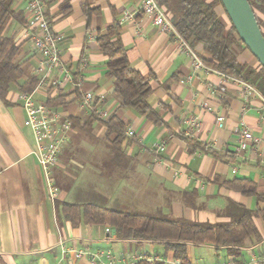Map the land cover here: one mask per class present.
<instances>
[{
    "label": "crops",
    "instance_id": "crops-1",
    "mask_svg": "<svg viewBox=\"0 0 264 264\" xmlns=\"http://www.w3.org/2000/svg\"><path fill=\"white\" fill-rule=\"evenodd\" d=\"M142 1L57 0L48 8L46 15L58 38L66 71L54 72L48 83L36 87L34 96L62 119L76 122L71 121L69 138L53 171L59 188V198L53 202L35 155L34 136L24 124L18 85L11 86L7 103L0 99V264H90L89 258L76 259L75 251L109 249L136 264L146 253L166 264L174 260L158 244L117 239L113 231L106 232L107 225L80 222L73 226L63 214V203L83 205L92 201L145 212L160 210L201 223L229 222L226 209L230 202L252 210L258 207L255 197L223 184L247 179L264 194V97L257 90L246 94L245 82L208 67L204 46L193 48L184 39L205 66L196 69L178 37L160 30L143 13ZM14 2V10L22 14L27 25L10 19L4 33L21 45L19 61L24 63L26 76H35L37 56L27 2ZM85 3L100 9L89 25L83 11ZM215 11L229 28L231 21L223 5ZM115 23L121 27L131 66L155 91L148 102L162 118V125L123 107L115 93V79L106 74L107 57L97 34ZM84 57L88 62L82 70ZM239 58L253 66L258 61L250 51ZM54 79L61 84L54 87ZM85 93L103 95L104 99L81 108ZM205 103L210 110L203 107ZM112 116L124 123L126 133L129 129L135 132L134 138L126 134L118 152L111 149L114 136L108 138L100 122ZM220 116L224 118L222 128L217 126ZM192 118H197L200 126L189 134ZM245 128L260 142L237 153ZM161 142L166 149L158 156L155 149ZM255 222L261 239L247 240L240 257L228 255L226 249L217 251L211 244L190 246L192 264H264V213Z\"/></svg>",
    "mask_w": 264,
    "mask_h": 264
},
{
    "label": "trees",
    "instance_id": "trees-1",
    "mask_svg": "<svg viewBox=\"0 0 264 264\" xmlns=\"http://www.w3.org/2000/svg\"><path fill=\"white\" fill-rule=\"evenodd\" d=\"M46 14L51 4L57 0H41ZM171 15L177 32L195 48L202 44L208 59L205 64L232 78L250 84L264 97V68L250 65L240 60L244 51H250L242 42L231 22L228 28L218 17L215 9L222 5L220 0H156ZM264 36V0H248ZM14 0H0V99L7 103V96L13 84L18 85L20 92L31 93L38 86L36 76H26L24 63L19 61L22 47L13 37L4 33L10 19L27 25L20 12L13 8ZM88 25L91 17L100 9H92L88 3L83 5ZM48 16V15H47ZM231 21V20H230ZM121 27L118 24L109 26L97 34V42L107 57V76L115 79V93L122 99V105L131 108L157 125L163 120L152 108L148 98L155 92L149 80L136 71L130 63L127 48L121 39ZM27 77V78H26ZM26 78V79H25ZM23 81V82H21ZM96 117V116H95ZM98 120V118H96ZM100 120V119H99ZM76 122L75 119H71ZM107 129V137L114 136L111 149L120 151L127 138L126 128L116 116L100 121ZM246 196L257 199L255 210L230 202L226 215L229 222H199L183 217H173L160 210L145 212L125 205L107 206L97 202L83 205L63 203L61 208L65 218L73 226L80 222L88 225H107L111 232L121 241H140L158 244L165 253L172 254L180 264H192L189 257L190 246L211 244L217 251L226 249L228 255L238 258L249 239L260 240V232L255 219L264 213V194H260L257 185L247 179H235L223 184ZM138 264H150L141 261ZM154 264H166L156 262Z\"/></svg>",
    "mask_w": 264,
    "mask_h": 264
},
{
    "label": "built area",
    "instance_id": "built-area-1",
    "mask_svg": "<svg viewBox=\"0 0 264 264\" xmlns=\"http://www.w3.org/2000/svg\"><path fill=\"white\" fill-rule=\"evenodd\" d=\"M25 1L27 2V10L30 15L28 25L33 42L34 56H37V66L34 70V74L39 80L37 86V88H39L45 83H48V79L54 72H65L66 66L61 59L59 41L52 29L49 17L46 15L44 4L41 0ZM142 11L153 20V24L160 30L174 33L178 37L182 48L189 51L196 69L205 67L203 62L190 50L182 36L178 34L171 19L165 14V10L162 9L156 0H143ZM87 62L88 60L86 57L82 58L80 64L82 70L87 68ZM51 83L54 87L61 84L59 79H54ZM35 90L31 93H22L20 96L22 107L26 115L24 124L31 130L34 136L36 142L35 155L44 175L48 196L55 202L59 198V188L55 184L53 171L59 163L60 154L62 150H64V145L69 138L72 122L70 119H62L61 114L48 108L46 104L37 102L34 96ZM245 93H256V89L253 88L252 85L245 83ZM103 99V95L97 96L93 93H85L81 96L79 104L81 108H89L92 107L96 101H102ZM203 107L210 110L207 103H205ZM223 122L224 118L222 116L217 118V126L219 128L223 127ZM188 123L190 125L189 134H192L200 126V122L197 118L190 119ZM126 134L130 138H134L135 136V132L130 129ZM259 142L260 140L254 137L248 128H245L241 133L239 146L236 152L245 151L249 146L258 144ZM165 149V142H161L157 144L155 151L159 156ZM106 232L111 234V229L107 228ZM67 252L68 250L65 248L64 253L66 254ZM75 256L78 260L81 258H89L90 264H136L134 261L129 262L126 259L118 257L110 249L98 250L95 251V253L88 250H76ZM138 259L150 264L162 261L159 257L147 253L141 255ZM171 264H180V262L174 259Z\"/></svg>",
    "mask_w": 264,
    "mask_h": 264
},
{
    "label": "water",
    "instance_id": "water-1",
    "mask_svg": "<svg viewBox=\"0 0 264 264\" xmlns=\"http://www.w3.org/2000/svg\"><path fill=\"white\" fill-rule=\"evenodd\" d=\"M220 1L242 42L264 68V36L249 1Z\"/></svg>",
    "mask_w": 264,
    "mask_h": 264
},
{
    "label": "rangeland",
    "instance_id": "rangeland-1",
    "mask_svg": "<svg viewBox=\"0 0 264 264\" xmlns=\"http://www.w3.org/2000/svg\"><path fill=\"white\" fill-rule=\"evenodd\" d=\"M223 8H224V7H223ZM228 17H229V16H228ZM228 17H226L224 20H227V21H228ZM229 20H230V18H229ZM245 52H247V51L242 52V54L245 53ZM248 52H249V51H248ZM242 54H241V56H242ZM255 64H256L255 66H258V62H255Z\"/></svg>",
    "mask_w": 264,
    "mask_h": 264
}]
</instances>
